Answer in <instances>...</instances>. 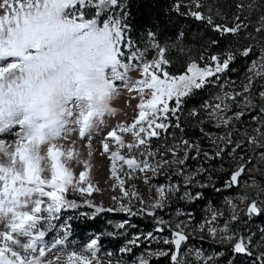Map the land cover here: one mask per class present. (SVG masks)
Here are the masks:
<instances>
[{"label": "snow or ice", "instance_id": "snow-or-ice-1", "mask_svg": "<svg viewBox=\"0 0 264 264\" xmlns=\"http://www.w3.org/2000/svg\"><path fill=\"white\" fill-rule=\"evenodd\" d=\"M188 5L189 10L182 15L219 37L202 44L198 56H193V50L182 42L183 30L175 41L164 44L149 33L152 43L139 50L125 22L122 0H0V134L15 136L13 143L0 139V264H104L98 239H92L82 251L65 247L71 231L61 221L63 211L81 207L76 199L69 198L70 194L84 197L83 203L97 212L105 211L89 199L102 190L90 178V160L72 137L77 134L90 158L93 138L101 131L104 135L96 142L101 146L100 154L110 161L113 189L121 192L111 199L119 203V211L129 214H135L132 200H139L144 208L138 211L152 209L148 215L159 225L155 231L169 230L171 236L158 239L153 232L137 235L119 252L131 255L144 241H155L168 248L145 251L130 264H151L158 257H167L171 264H188L187 256L192 251L196 264H213L215 258L203 250H185L189 240L185 221H165L157 216L155 210L168 207L172 195L180 191L179 183L155 187L158 198L149 205L135 188L125 187L127 180L140 174L149 183V175L165 172L184 177V185L207 186L196 179L206 169L185 173L187 160L199 157L201 149L197 142L177 134L185 133L182 104L206 84L219 83V77L238 57L249 60L241 82L243 90L224 89L203 103L205 115L197 121L201 125L198 130L210 138L212 133H205L202 125L230 127L246 111L255 110L251 98L254 84L260 85L259 96L264 98V0H234L235 11L230 16L217 0L208 4L188 0ZM179 8L177 4L178 13ZM221 40L227 47L211 53ZM149 48L156 50L150 60L145 55ZM173 53L183 59L179 74L168 70ZM133 71L138 78L129 75ZM125 91L127 106L137 100L136 114L128 122L109 127L105 117L115 114L112 101ZM258 111L261 115L252 119L261 120V124L252 130L254 134L245 130L242 141L236 142L229 131L217 135L212 143L231 144L233 153L248 147L257 155V149H264V104ZM188 115L199 117L200 112L193 109ZM192 152L196 155L191 156ZM223 153L224 148L217 145L212 156L203 152V158L215 159ZM258 157L257 162L264 163V151ZM236 159L237 166L226 183L229 188L239 187L246 171L257 170L248 168L251 156ZM77 167L83 170L77 172ZM249 188L245 183L236 200L245 204L241 211L250 219L264 214V185L253 179L251 188L255 191ZM201 195L187 189L183 193L188 200ZM124 199L127 206L120 202ZM226 204L227 218L223 219L225 212L212 210L200 230L213 240L229 243L238 254L253 256V249L259 248L258 264H264V229L254 242V233L244 234L238 227L241 215L235 211L237 205L232 200ZM119 227L124 228V224ZM117 264L126 262L121 257Z\"/></svg>", "mask_w": 264, "mask_h": 264}, {"label": "rangeland", "instance_id": "rangeland-1", "mask_svg": "<svg viewBox=\"0 0 264 264\" xmlns=\"http://www.w3.org/2000/svg\"><path fill=\"white\" fill-rule=\"evenodd\" d=\"M187 1L188 0H181V1H178L175 3V7L177 4L180 5V8H179L180 14L186 13L189 10V5H188ZM202 1H203L202 4H206V0H202ZM155 40H156V38H155ZM132 41L137 46V48L139 50H143L150 43H152V38L148 36V38L145 41H143V43H139L137 37H135L133 35ZM157 42H159V41H157ZM155 52H156V50L154 48H149V50L145 54L146 58L149 60L152 59L155 55ZM256 55L258 56V52ZM254 58H256V57H254ZM172 61H173L172 66H170L168 69L170 72L173 71L172 70L173 65H176L175 59L173 57H172ZM181 72H178V73L176 72L175 74H179ZM129 75L132 76L133 79H136L139 76V74L135 71L130 72ZM222 76L224 78L225 83H226V81H228L230 83H226L225 86H223L222 89L216 93H219L224 89L231 90V89H235L236 87H238V89H239L242 86L241 82L244 81V75H241L240 77L233 78L231 76L230 72H226L225 74H222ZM232 82H235V84H233ZM223 84H224V82L222 84H218V85H223ZM240 89H241V91L243 90L242 88H240ZM260 90H261L260 85L254 84V86L252 88V97L251 98L253 100V103L257 106L256 107L257 111H256V109L251 110V111H246L245 116L241 117V119L239 121V125H238V129H240L241 133H243V132H245V130H247V132L250 135L254 134L252 132V130L256 127H259L261 124V120H259V119L253 120L252 119L253 117L251 116V115H254L255 117H258L261 115L258 111V108L262 103H264V98H261L259 96ZM205 95L206 96H203L204 99L198 102L197 107L190 106V103H189L190 101L186 105L182 104L183 111L180 115L184 119V121H185L188 129L190 130V132L183 133V134H180L177 132V134L183 135L184 138H187V139H190V140L197 142L199 144L200 149H201V153L208 152L210 156H212L214 154L217 145L219 147L224 148L223 154H225V158L229 159L231 162H233L235 164L238 163L236 156H244L245 159H247L250 156L251 157L256 156L259 159L258 153L260 151H264V149H257V155H254L252 153L251 148H248V147H246L243 151L237 149L236 152L233 153L231 151V149L233 147L231 144H229L228 146H225L223 141H217L216 145H214L212 143V140H215L217 135L222 136L224 133L226 134L227 132L230 131V128H233L235 125L231 126L229 128L228 127L216 128L211 123H206V124L202 125L205 133H212V136L210 138L206 137L204 135V133H201L198 130V128L201 127V125H198L197 121H198V119L204 117V115H205V113L201 110V105L203 103L209 101L213 96L212 95L210 98L205 99L207 97V93H205ZM203 97H201V98H203ZM128 98L129 97L125 91V92H122L119 96H117L112 101L111 106L116 111H115L114 115L105 117L107 126L110 127V126L116 125L117 123L128 122L133 118V116L136 114L134 109H135V106L137 104V100H131V107H129L125 103L126 100H128ZM193 109H196L198 112H200V116L196 117L195 120L190 121L191 116H189L188 113L190 111H192ZM18 130H19L18 128L14 129L13 132H16ZM171 131H177V130L172 129ZM103 135H104V132L101 131L93 138V144L91 146V151L93 154L90 158L87 155L88 149L83 147V145H81V147H79L78 150H80L83 153V155L86 159L90 160V163L92 165L91 172H90V178L92 179L93 183L96 184L102 190L101 192H94L93 195L91 197H89V199H91L93 201L94 205L101 207V208H104L105 211L97 212L96 209L89 208L87 205L82 206V205H85L83 203L84 197H79V196H76L75 194H70L69 198L76 199L77 202L81 204L80 208H82L83 215L85 213H87L86 215H88L89 217H91L93 219L100 217L101 218L100 223H101V228L103 229V232L107 233L108 235H110L112 237H116V236L124 237L123 244L125 246L127 241L129 239L135 237V236L130 234L131 233L130 228L118 216L119 213L121 212V211H119V203L117 201L111 199V197H113V196L119 197L121 195V192H120L119 188L113 189V185L115 184V180L109 178V176H110V161L106 156H102L100 154L101 146L98 142H96L99 140V137L103 136ZM234 136H236V137L232 138L233 141H236V142L242 141V136H240L239 134H234L233 137ZM72 137H73V139H76L77 134L73 133ZM8 138H9V140H14L15 136L14 135L10 136L8 134H0V139H3L7 142L6 139H8ZM7 143H9V142H7ZM61 143H67V142L61 141ZM77 143L78 142H76V145H77ZM223 154L221 157H223ZM173 167H175V166H173ZM224 167H225V165L221 164L220 168L222 169ZM257 169L258 170L253 171V175L264 173V163H258L257 162ZM82 170H83L82 167H77V169H76L77 172L82 171ZM185 173H187L186 169H185ZM143 175L144 174H140L139 178L127 180L125 187L128 190H132L133 188H135V190H137L141 195H143L145 197V205H149V204L153 203L155 198H158V193L155 192V190H154L155 187H158L161 185H168L170 183L176 184L172 180V175L170 177H166L163 174H160L157 176L149 175V183L144 182ZM245 175H247V174H245ZM256 179L257 178H255V180ZM183 181H184V177L181 178L180 191L172 195L171 200L168 202V207H166L165 214H166V218L168 219L166 221L175 222L177 220H181V221H185L187 223L188 227L185 230L189 233V240L187 241V246H186L185 250H187V249L203 250L205 255H210V256H213L215 258L213 261V264H258V259H259L258 253L259 252H257L255 248L253 249V251L256 254H254L253 256H247L245 254H241L242 256L237 257V260L235 259V257L233 255L230 258H228L227 251L229 248H232L231 245L227 242H221L219 240H213V238L211 236H209L206 232H202L200 230V225L205 224L209 220L210 212L212 210H219V211L225 212L226 215L223 219H226L227 214L229 213V207L226 204V201L232 200L233 203H235L237 205L235 211L239 212L241 215V222L238 224L240 231L242 232L243 230L248 229V232L255 234L254 242H255V240L259 239L261 236V233L260 232L256 233V231L254 229V225L258 223L257 219H256L258 216H253L250 219L248 217H246L244 215V213L241 211L242 209L245 208V204L239 203L236 200V198L242 194L243 185L245 183H247L250 186V188H249L250 192L255 191L254 188H251L253 179L243 178L241 181V185L239 186L238 193L237 194L232 193L229 195H224L221 199L217 198V202H218L217 204L213 200L214 204L216 206L213 204L212 200L210 198H208V196L203 195V193H201L202 195L199 199L188 200V199L184 198L183 193H184L185 189H187L188 191H190L192 193L198 192L199 189H197L196 186L184 185ZM149 184L152 185L153 187H150ZM223 191H225V185H224ZM200 199H204L205 202H203L202 204L201 203L196 204L195 202L199 201ZM180 201H182L183 204L179 203ZM120 202L124 203L126 206L128 205L127 199H124ZM192 203L196 204L192 211H187V210H185L179 206V205L184 206V205L192 204ZM131 206H132L133 213H136L140 207L144 208V205H141L140 201L135 200V199L132 200ZM109 208L114 209V211H111V212L107 211V209H109ZM147 210L152 211L151 208H147ZM159 210L160 209L155 210V211H157V216L160 218H163V215L160 214ZM178 211L180 213H182V215L177 216L176 213ZM133 216H134V214H133ZM61 221L63 223H65L66 225L69 224L68 222H66L67 219L63 218V213L61 216ZM155 222H156V220H155ZM121 223L124 224V228L119 227V225ZM245 224H247L248 227L245 228L244 227ZM131 227H135V225L131 224ZM153 233L157 236L158 239L159 238H165V237L169 238V239L171 238L170 233H167V232H163V234L159 233V232L158 233L153 232ZM86 236L88 237L87 241H83V240L73 241L71 246H68V244H67V248L75 249L76 251H82L83 246L90 243V241L92 239H98L99 245H100L99 257L104 262V264H109V262H110V264H117V261L121 260V258L119 256L129 257L128 260L123 259V261L126 262V264H130L131 260L134 259L135 256H138V255L144 253L145 251H155V250L147 247V248L142 249V250L136 249V251H133V254H131V255L120 254V253L117 254L118 250L116 248H113V247L107 246V245H103L100 243V238L98 237V234L91 232V233L86 234ZM68 240H69V238H68ZM156 244L160 245L162 243H156ZM162 245H164V244H162ZM124 246H122V247H124ZM165 246H168V245H165ZM109 254H111V255H109ZM256 256H257V258H256ZM163 258H165V257L153 258L151 260V264H166L167 261H170V260H167V261L163 262L162 261ZM187 261H188V264H196L197 257L195 256V251H192V253L187 256Z\"/></svg>", "mask_w": 264, "mask_h": 264}, {"label": "trees", "instance_id": "trees-1", "mask_svg": "<svg viewBox=\"0 0 264 264\" xmlns=\"http://www.w3.org/2000/svg\"><path fill=\"white\" fill-rule=\"evenodd\" d=\"M178 1L181 0H122L123 4L125 5V22L129 26V33L131 38L134 35L135 37H137L139 43H143V41H145L148 38L149 33H154L156 40L159 41V43L164 44L171 41H175L177 38V33L183 30L185 32V37L182 42L187 47L193 50L191 53L193 56L199 55L200 46L202 44H206L209 39L211 38L219 39V37H217L215 33L205 29L199 22L194 21L192 18L178 13L175 10L176 8L175 3ZM211 2L212 0H206V4ZM217 2L221 7L222 11L229 14V16L232 14V12L235 11L234 7L232 6L234 4V0H217ZM201 3H203L202 0ZM253 19H255V16H253ZM226 47H227L226 42L224 40H221L220 45L217 47H212L210 49V52L211 53L221 52ZM172 57L175 59L176 65H173V69H172L173 71L171 73L181 72L183 70L182 67L183 59L177 58L175 53L172 54ZM248 63L249 60H246L245 58L242 57H238L234 61V63L230 65V70L228 72L231 73V76L233 78L240 77L241 75L245 74L246 66L248 65ZM223 82H224L223 85H218V84H222ZM226 83H230V82L226 81ZM226 83L224 81L223 76L221 75L219 77V83L214 82V83L206 84L202 89L196 90V92L191 97L186 98L183 104L186 105L190 101L189 102L190 106L197 107L198 102L204 99L203 96H206L205 93H207V97L205 99H208L216 92L220 91L222 87L225 86ZM240 88H242V86ZM240 88L238 89V87H236L235 90L241 91ZM229 115H231V113H229ZM251 116L255 117L254 115ZM195 118L196 117H190V121L195 120ZM181 123L182 126L185 127V133L190 132L182 116H181ZM238 125H239V121L233 123L231 126L234 127L230 128V131H232L234 134H239L241 136V132L240 129H238ZM223 135H225V133ZM235 137L236 136L232 138ZM190 155L194 156L196 154L192 152ZM257 161L258 158L256 156H253L252 164H249L248 168L252 167L257 169ZM221 164L225 165V167L222 169L220 168ZM236 166L237 164L225 158V154H223V157H219L215 159H204L203 153H201L199 157L190 158L187 160L186 171L187 173H189V172H195L199 168L206 169V171H202L196 178L200 184H204L207 186L206 187L196 186V188L199 189L198 190L199 193H203V195L208 196V198L212 200L213 204L214 201L217 204L218 203L217 198L221 199L224 195L238 193L239 187H232V188L226 187V183L230 179V174L236 168ZM162 174L166 177L171 176L169 172H165ZM246 174L247 175H243L240 178L241 181L243 178L246 179L250 178L254 180L255 178H257L256 181L259 184L264 185V174L253 175V171H246ZM181 178L182 177H177L175 175H172V180L175 183L180 184ZM224 185H225V191H223ZM203 202H205L204 199H200L195 203L202 204ZM179 203L183 204L182 201H180ZM196 204L192 203L184 206L182 205L179 206L187 211H192ZM82 206H86V204ZM93 209L96 208L93 207ZM139 209H141V207ZM165 210L166 208L159 210V212L160 214L163 215V219L166 221L168 219L166 218ZM148 211L149 210L145 209L144 211H137L134 214V216L133 214H131L132 224H134L135 227H131V225L128 226L131 230L130 234L136 236V235L146 234L148 232H156L155 230L157 227H159V225L155 222V219L153 217L148 215ZM70 212L72 214L70 216L71 219H69L68 223L70 224V231L72 233V236L78 237V240H81L84 239V236L86 234L94 232L99 235L101 244L116 248L118 250L117 254L120 253L119 249L122 248V246H124L123 244L124 237H120V236L112 237L107 233L103 232V229L101 228L100 217L93 219L88 215H86L87 213L83 215L82 208L70 209ZM256 219L258 223L254 225V229L256 233L259 232L261 233V229H264V225H263L264 214L259 215ZM244 227L245 228L248 227L247 224H245ZM165 232L170 233L169 230H166ZM242 233L244 234L249 233L248 229L243 230ZM141 240H143V236H141ZM145 245H147L148 248L153 250L168 248V246L162 244L158 245L154 241L151 242L150 244L147 241H144L140 245V247H134V251H136V249L139 250L145 249L146 248ZM255 249L257 252H259V248H255ZM227 254H228V258H230L233 255L236 260L237 257L242 256L241 254L233 252L232 248L228 249ZM254 254L256 253L254 252ZM119 257L121 258L123 256H119ZM123 259L128 260L129 257H123ZM167 260H169L167 257L162 259L163 262ZM166 264H171V262L167 261Z\"/></svg>", "mask_w": 264, "mask_h": 264}, {"label": "bare ground", "instance_id": "bare-ground-1", "mask_svg": "<svg viewBox=\"0 0 264 264\" xmlns=\"http://www.w3.org/2000/svg\"><path fill=\"white\" fill-rule=\"evenodd\" d=\"M9 135V134H8ZM11 136V135H10ZM7 140V142H9V143H13L14 142V140H9V138L8 139H6ZM76 142H78L77 143V145H76V147L79 149V147H81V142L79 141V139H77L76 138ZM119 218L122 220V221H124V223H126L127 224V226H129V225H131L132 224V220H131V214L129 215V213H126V212H122V213H120L119 214Z\"/></svg>", "mask_w": 264, "mask_h": 264}]
</instances>
